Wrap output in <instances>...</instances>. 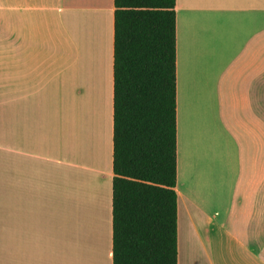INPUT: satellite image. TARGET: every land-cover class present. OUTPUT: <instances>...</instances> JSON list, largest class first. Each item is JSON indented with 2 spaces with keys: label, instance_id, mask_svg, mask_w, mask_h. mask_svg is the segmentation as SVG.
<instances>
[{
  "label": "crops",
  "instance_id": "0c3cea01",
  "mask_svg": "<svg viewBox=\"0 0 264 264\" xmlns=\"http://www.w3.org/2000/svg\"><path fill=\"white\" fill-rule=\"evenodd\" d=\"M114 0H0V264H113ZM178 264H264V0H176Z\"/></svg>",
  "mask_w": 264,
  "mask_h": 264
},
{
  "label": "trees",
  "instance_id": "16d2710c",
  "mask_svg": "<svg viewBox=\"0 0 264 264\" xmlns=\"http://www.w3.org/2000/svg\"><path fill=\"white\" fill-rule=\"evenodd\" d=\"M113 264H178L176 0H114Z\"/></svg>",
  "mask_w": 264,
  "mask_h": 264
}]
</instances>
